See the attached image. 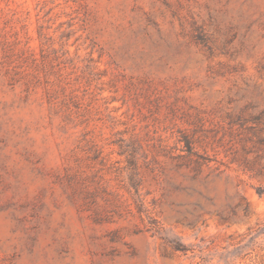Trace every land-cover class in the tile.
Masks as SVG:
<instances>
[{"label": "rangeland", "instance_id": "1", "mask_svg": "<svg viewBox=\"0 0 264 264\" xmlns=\"http://www.w3.org/2000/svg\"><path fill=\"white\" fill-rule=\"evenodd\" d=\"M238 119L264 0H0V264H264Z\"/></svg>", "mask_w": 264, "mask_h": 264}, {"label": "trees", "instance_id": "2", "mask_svg": "<svg viewBox=\"0 0 264 264\" xmlns=\"http://www.w3.org/2000/svg\"><path fill=\"white\" fill-rule=\"evenodd\" d=\"M258 120L259 118H254V123H258ZM240 122V123H238ZM232 124H239V127L244 129L245 131L253 134V136L256 134V133H262L264 132V129L263 128H259L257 129V127L255 125H252V126H245V122L244 121H241L240 119H238L237 121H233L231 122ZM256 143L259 144V145H263L264 146V138H260V137H256ZM185 144H186V155L189 156V157H192L193 158V162L197 165V166H202V165H207L209 164L210 162H215L216 163V160L215 159H212V158H208L206 156H203L197 152H195L189 145V143L187 141H185ZM248 154V153H247ZM262 158H259L257 157L256 159V166L255 167H248V163L247 162H242L241 165L243 167V169L248 172H251L253 174H256V175H263L264 174V162L260 161L258 163L259 160H261ZM256 192L258 195H262L264 193V188L260 187V188H257L256 189ZM233 212L229 215H222V213L220 212H216L217 216L219 217V219L221 220H228L229 218H234L236 217V211L232 210ZM244 213H246V208L243 209ZM175 250H178L177 247H174Z\"/></svg>", "mask_w": 264, "mask_h": 264}]
</instances>
